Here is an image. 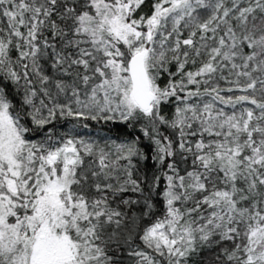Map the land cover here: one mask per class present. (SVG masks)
Masks as SVG:
<instances>
[{"label": "trees", "instance_id": "16d2710c", "mask_svg": "<svg viewBox=\"0 0 264 264\" xmlns=\"http://www.w3.org/2000/svg\"><path fill=\"white\" fill-rule=\"evenodd\" d=\"M92 6L0 0V98L33 150L71 143L80 162L72 201L95 212L80 222L93 227L87 240L69 231L71 239L92 247L91 264H264V236L257 256L249 251L264 224V0L130 7L124 19L136 40L117 47L125 61L142 42L157 105L127 116L62 102L60 91L76 97L94 82L98 61L81 30ZM175 182L181 191L169 200ZM219 191L233 207L211 199ZM167 220L187 230L175 254L146 238Z\"/></svg>", "mask_w": 264, "mask_h": 264}, {"label": "rangeland", "instance_id": "374dc122", "mask_svg": "<svg viewBox=\"0 0 264 264\" xmlns=\"http://www.w3.org/2000/svg\"><path fill=\"white\" fill-rule=\"evenodd\" d=\"M139 1L91 0L93 14L84 18L81 30L98 66L94 68V82L79 96L72 97L71 88L65 95L60 91L65 107L75 102L117 116H127L139 108L131 95L128 64L137 52H144L145 64L147 50L142 42L134 43L124 61V54L117 47V43H129L130 36L136 40L137 31L124 17ZM48 89L49 86L44 87L47 94L50 93ZM150 89L154 94L151 85ZM156 105V101L152 102L144 112L156 110ZM220 119L224 131H228L229 120ZM231 124L237 127L236 121ZM232 147V143L227 144V153ZM78 162L74 147L68 141L60 149H47L44 155L39 148L33 150L24 144L8 115L7 104L0 98V264L93 263L92 247L85 241L72 240L69 234V231L78 233L87 240L93 230V227L85 228L80 224L85 217L87 221L92 209L77 205L71 198V183L80 169ZM173 186H168L169 200L174 199L175 192L181 191L178 190L180 183L175 182ZM211 199L224 200V207H233L226 191L214 193ZM186 233L187 230L182 231L167 220L152 227L146 238L153 247L175 254L186 244ZM250 236L249 251L257 256L255 245L264 236V224L256 227Z\"/></svg>", "mask_w": 264, "mask_h": 264}, {"label": "water", "instance_id": "95a60500", "mask_svg": "<svg viewBox=\"0 0 264 264\" xmlns=\"http://www.w3.org/2000/svg\"><path fill=\"white\" fill-rule=\"evenodd\" d=\"M144 58V52L134 53L130 57L128 64V73L131 81V95L138 107L143 111L150 107L154 97L145 70Z\"/></svg>", "mask_w": 264, "mask_h": 264}]
</instances>
